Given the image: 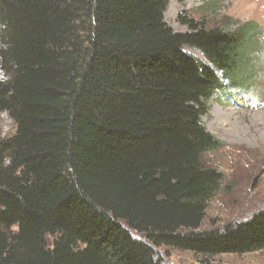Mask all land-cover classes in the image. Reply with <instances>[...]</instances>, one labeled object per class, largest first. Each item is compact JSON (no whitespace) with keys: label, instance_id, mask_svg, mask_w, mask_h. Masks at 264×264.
Masks as SVG:
<instances>
[{"label":"trees","instance_id":"trees-1","mask_svg":"<svg viewBox=\"0 0 264 264\" xmlns=\"http://www.w3.org/2000/svg\"><path fill=\"white\" fill-rule=\"evenodd\" d=\"M168 6L0 0V114L16 125L0 137V264H161L162 247L210 264L264 251V211L202 229L224 183L206 157L227 146L202 118L223 81H251L260 28L208 30L181 15L188 32L177 33Z\"/></svg>","mask_w":264,"mask_h":264},{"label":"rangeland","instance_id":"rangeland-1","mask_svg":"<svg viewBox=\"0 0 264 264\" xmlns=\"http://www.w3.org/2000/svg\"><path fill=\"white\" fill-rule=\"evenodd\" d=\"M168 1L169 6L176 2L177 10L167 9L165 21L177 33L188 32L178 21L181 15L195 23H203L208 30L227 26L233 30L248 22L260 28L255 38L256 48L248 52L251 81L241 92L237 86L232 87L234 90L223 81V93L214 96L209 113L202 118L208 131L227 145L206 157L207 162L223 174L224 183L208 205L202 229L235 226L264 211V103L259 102L264 100V0L250 1L251 9L239 4L242 0ZM185 52L206 63L200 52L190 48H185ZM217 74L221 75L218 71ZM4 80L0 72V81ZM15 131L14 121L1 113L0 137H10ZM133 237L146 241L140 234L134 233ZM155 250L161 264H199L201 261L189 252L164 247ZM209 261L210 264H264V251L239 257L225 255Z\"/></svg>","mask_w":264,"mask_h":264},{"label":"bare ground","instance_id":"bare-ground-1","mask_svg":"<svg viewBox=\"0 0 264 264\" xmlns=\"http://www.w3.org/2000/svg\"><path fill=\"white\" fill-rule=\"evenodd\" d=\"M250 1L252 2V0H244V1L242 0L239 4H245V5L249 6V7H248L249 9H251V2H250ZM176 6H177V3H176V2L170 4V6L168 7V11H170V12H171V11H174V12H175V11L177 10V7H176ZM170 12H169V13H170ZM253 12L256 13L255 8H253ZM257 12H258V11H257ZM255 13H254V14H255ZM219 118H220V117H219Z\"/></svg>","mask_w":264,"mask_h":264},{"label":"clouds","instance_id":"clouds-1","mask_svg":"<svg viewBox=\"0 0 264 264\" xmlns=\"http://www.w3.org/2000/svg\"><path fill=\"white\" fill-rule=\"evenodd\" d=\"M260 103H264V100L259 101Z\"/></svg>","mask_w":264,"mask_h":264}]
</instances>
